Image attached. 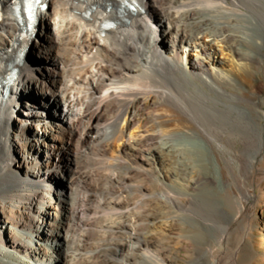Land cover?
Returning <instances> with one entry per match:
<instances>
[{
  "label": "bare ground",
  "instance_id": "1",
  "mask_svg": "<svg viewBox=\"0 0 264 264\" xmlns=\"http://www.w3.org/2000/svg\"><path fill=\"white\" fill-rule=\"evenodd\" d=\"M24 1L0 0V264H175L148 252L173 235L161 216L245 197L224 136L264 133V0H45L6 85Z\"/></svg>",
  "mask_w": 264,
  "mask_h": 264
},
{
  "label": "rangeland",
  "instance_id": "2",
  "mask_svg": "<svg viewBox=\"0 0 264 264\" xmlns=\"http://www.w3.org/2000/svg\"><path fill=\"white\" fill-rule=\"evenodd\" d=\"M242 50L243 58L248 59L247 53L249 52V45L248 47L244 46ZM28 61L31 74L37 76L40 69L36 61L31 59H28ZM262 61L264 65V56H262ZM260 85L262 88L258 89L255 97L259 101H264L263 70L259 72L253 84L254 88H258ZM34 96L38 95L35 94ZM41 114L44 119H49V112L47 110H41ZM18 118V114L16 116L14 115L13 121L18 120ZM253 136L248 147L243 146L236 138H230L227 135L224 136L226 143L223 153L233 167L235 175L239 178L238 180L245 192V197L236 190V196H233V201L227 202L220 200L213 205L194 202L184 210H173L174 212L177 211V214L175 213L176 215L181 216L180 219L172 220L168 216H161L159 221L162 224H172L173 235L170 236L169 240H165L166 238L163 236H153L154 241H156L152 248H150L151 250L148 251L149 254L151 253L153 256L157 255L154 252L156 250L163 255L166 254L165 256L172 259L175 264H235L237 254L242 264H264V133L257 131L253 133ZM228 141L232 143L229 144ZM70 151L71 145L67 151L69 156ZM235 153L245 164V171L242 175L239 172V163L235 157ZM230 178L233 180L232 176ZM187 179H190V177L187 176ZM141 182H143V179L132 182L131 189L129 188L126 192L127 194L129 193L128 195H132L133 193V197L135 195L132 202H136L138 192L141 190L139 185H143L144 187V182L142 184ZM57 183L59 184V180L55 181V186ZM112 198L113 196L109 195L108 201ZM105 208L107 207L103 208L105 211L99 209V216L103 214L102 217H107L108 215L110 217L111 214H114V211H110L109 214V209L107 208L106 210ZM152 214V211L147 210L140 217L139 227L138 224L135 225L137 230L140 228L138 230L139 233H146L152 230L147 222V218ZM173 216L175 215L173 214ZM145 227L148 228L146 229ZM125 235L124 238L123 236L122 238L120 236L119 238L115 237V239H118L115 241L122 242L126 240ZM99 237L97 238L98 244L102 243L106 245L110 243L109 239L112 236L106 234L105 237ZM101 238L104 242L100 241ZM105 238L108 241L105 242ZM97 240L89 241L88 245L93 244V242L96 245ZM86 256H88L87 260H89V257L91 259V254H87ZM138 256L136 252V262L140 260ZM147 263L151 264L149 260L145 264ZM100 264H105V262L101 261Z\"/></svg>",
  "mask_w": 264,
  "mask_h": 264
},
{
  "label": "water",
  "instance_id": "3",
  "mask_svg": "<svg viewBox=\"0 0 264 264\" xmlns=\"http://www.w3.org/2000/svg\"><path fill=\"white\" fill-rule=\"evenodd\" d=\"M10 84H11V82L6 83V85H10ZM8 91H9V90H8V87H7V88H6V91H5V93H4L5 96H8Z\"/></svg>",
  "mask_w": 264,
  "mask_h": 264
}]
</instances>
